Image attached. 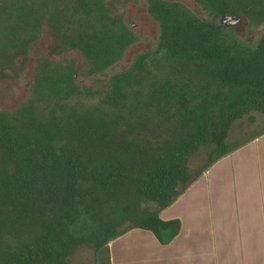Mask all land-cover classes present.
Returning a JSON list of instances; mask_svg holds the SVG:
<instances>
[{"label": "trees", "instance_id": "1", "mask_svg": "<svg viewBox=\"0 0 264 264\" xmlns=\"http://www.w3.org/2000/svg\"><path fill=\"white\" fill-rule=\"evenodd\" d=\"M82 1L91 16L92 0ZM196 1L214 17L264 19V0ZM149 10L159 25L158 50L191 69L205 87L195 95L165 90L156 104L171 130L142 144L102 107L65 103L78 91L75 82L62 80L57 68L47 74L42 67L34 97L60 111L44 114L34 102L0 110V241L5 234L15 241L1 251V264H68L79 246L97 256L132 228L169 241L180 221L163 220L158 211L186 187L188 157L210 147L208 167L239 146L226 141L236 119L251 110L264 113V32L251 45L230 44L224 40L227 26L196 17L178 2L149 0ZM110 24L95 32L81 23L80 49L88 57L110 61L132 41L125 26ZM144 63L140 55L136 71ZM128 82L126 74L114 76L108 104L122 102Z\"/></svg>", "mask_w": 264, "mask_h": 264}, {"label": "rangeland", "instance_id": "2", "mask_svg": "<svg viewBox=\"0 0 264 264\" xmlns=\"http://www.w3.org/2000/svg\"><path fill=\"white\" fill-rule=\"evenodd\" d=\"M14 1L16 8L22 14L27 12L29 7L33 13L38 12L42 6L44 7L43 0H33L32 7L30 0H3V7L10 9ZM97 1L99 8L95 6L96 9L90 12L91 16L81 21L88 29L98 32L100 28L102 30L112 22L113 27L117 29L125 26L132 35V41L126 46L122 55L115 58L116 61L113 64L115 70L125 71L129 79L125 85V96L122 102L119 101L115 105L108 104L106 94L109 91V81L104 76L96 74L85 76L82 71L92 61L89 58L80 57L78 58V62H81L78 69V84L82 87L81 92L68 96L65 103L100 106L108 116L117 118L129 138L142 144L147 141L154 142L157 138V141H160L168 135L171 125L163 120L157 108L160 106L156 104V101L160 103L158 100L161 99L165 90L172 92L185 89L195 95L205 87L204 82L199 80L191 69L169 58L162 50H158L159 25L149 10V0ZM165 1L178 2L196 17L219 24L221 16L214 17L210 9L201 1ZM3 22L6 29H10L7 22ZM34 22V18L30 19V26ZM30 30L34 36L36 31L32 28ZM263 32L264 19L245 17L227 26L224 31V40L230 44L251 45ZM6 33L7 31H3V44H9L12 41L11 38L6 39ZM37 52L44 54V48L40 42L33 44L30 42L24 54L12 50L9 45L2 49V55L11 61L9 64L7 62L3 64L4 68L0 73V110H11L17 106L34 102L36 108L44 114H49L52 108L56 112L60 111L59 108L52 107L51 101L39 100L33 94H29L27 90L29 80L25 79L26 74L15 73L11 76L5 73L12 71V60L26 54L34 55ZM140 55H145V63L141 71H136V60ZM197 102L198 100L195 99L190 105L195 106ZM263 131L264 113L251 110L232 123L226 141L231 146H240ZM209 150L210 147H200L188 157L187 167L190 175H195L208 164ZM142 206H147L150 210L157 209V205L153 202H142ZM67 261L68 264H109V252L101 250L96 256L93 248L81 245L67 257Z\"/></svg>", "mask_w": 264, "mask_h": 264}, {"label": "crops", "instance_id": "3", "mask_svg": "<svg viewBox=\"0 0 264 264\" xmlns=\"http://www.w3.org/2000/svg\"><path fill=\"white\" fill-rule=\"evenodd\" d=\"M158 214L177 233L132 228L109 242V264H264V132L190 175Z\"/></svg>", "mask_w": 264, "mask_h": 264}, {"label": "flooded vegetation", "instance_id": "4", "mask_svg": "<svg viewBox=\"0 0 264 264\" xmlns=\"http://www.w3.org/2000/svg\"><path fill=\"white\" fill-rule=\"evenodd\" d=\"M2 1L0 0V73L4 68L3 64L5 62L9 64V61H11L10 59L8 61L1 53L2 49L8 47V45L12 50L14 49L23 54L30 42L32 44L40 42L44 48L43 55L37 52L34 55L26 54L12 60V71L5 72L11 76L15 73H18V75L21 73L26 74L25 79L29 80L27 86L29 94L34 95V86L42 67L47 70V74L53 73L56 68L59 69L58 74L62 77V80L72 79L75 82L78 91L73 94H79L82 88L78 84V69L81 66L78 58L80 57L83 59L89 58L92 61L82 71L85 76L90 74L104 76L109 81V91L114 76L125 74V71L115 70L113 64L116 61L115 58L122 55L126 46L122 48L120 55L115 58L111 57L110 61H108V57L90 58L80 49L82 43L78 29H80L82 19L86 17L82 0H43L44 7L42 6L38 12L33 13L29 7L24 14L18 11L15 1L8 10L3 7ZM32 5L33 0H30V6L32 7ZM91 5L92 9H96L97 4L93 0ZM32 18L35 19V22L30 26L29 20ZM3 21L7 22L10 29H6ZM110 26L113 25L110 24ZM30 28L36 31L34 36ZM3 31H7L6 39H12L9 44L2 43ZM25 31L26 34H24ZM31 37L32 40H30ZM52 107L58 108L55 104ZM14 245V238L9 234H5L0 241V254L2 250H7L8 247Z\"/></svg>", "mask_w": 264, "mask_h": 264}, {"label": "water", "instance_id": "5", "mask_svg": "<svg viewBox=\"0 0 264 264\" xmlns=\"http://www.w3.org/2000/svg\"><path fill=\"white\" fill-rule=\"evenodd\" d=\"M237 21H239V18L237 16H234V15H222L220 17V20H219V24L221 26H228L232 23H236Z\"/></svg>", "mask_w": 264, "mask_h": 264}]
</instances>
